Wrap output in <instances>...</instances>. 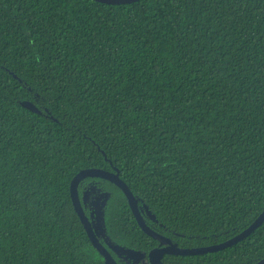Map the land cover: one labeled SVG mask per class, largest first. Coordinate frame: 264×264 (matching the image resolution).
<instances>
[{
  "label": "trees",
  "instance_id": "trees-1",
  "mask_svg": "<svg viewBox=\"0 0 264 264\" xmlns=\"http://www.w3.org/2000/svg\"><path fill=\"white\" fill-rule=\"evenodd\" d=\"M92 167L119 171L177 246L247 228L264 210V0H0V264H106L70 193ZM79 194L119 264L162 245L115 183ZM262 258L264 222L163 261Z\"/></svg>",
  "mask_w": 264,
  "mask_h": 264
},
{
  "label": "water",
  "instance_id": "water-1",
  "mask_svg": "<svg viewBox=\"0 0 264 264\" xmlns=\"http://www.w3.org/2000/svg\"><path fill=\"white\" fill-rule=\"evenodd\" d=\"M96 1L107 3V4H125V3L135 2L138 0H96ZM91 176L105 178L115 183L118 187H120L125 193V195L127 196L131 210L138 224L140 225V227L143 229L145 233H147L151 237L160 241L162 245L152 248L149 252L148 261L151 264H167L163 261V257L165 254L195 255V254H204L207 252L219 251L226 247L232 246L236 244L238 241L246 238L257 227H259L264 222V210H263L259 214V216L247 228H245L238 234L234 235L233 237L225 241H222L216 244L197 246V247L177 246L171 240L164 238L160 233H158L156 230H154L147 224V222L145 221L141 213L139 204L137 202V199L133 191L130 189L128 184L120 177L119 171L114 172L111 170H107L103 168H95V167L82 169L73 177L71 181V185H70L71 198L73 201L74 208L77 214L79 215L81 222L83 223L93 245L105 256L106 264H119V263L113 257L112 253L106 248V246H104L103 243L100 241L95 231L93 222L90 220V218L85 212V209H84V206L82 204V200L79 194L80 182L84 178L91 177ZM100 202H101V199L99 198L95 204L96 218H97L99 227H101L100 226ZM119 251L121 253L129 254L130 256L140 259V256L132 249L122 248ZM148 261H144L142 264H148ZM252 264H264V258Z\"/></svg>",
  "mask_w": 264,
  "mask_h": 264
},
{
  "label": "flooded vegetation",
  "instance_id": "flooded-vegetation-1",
  "mask_svg": "<svg viewBox=\"0 0 264 264\" xmlns=\"http://www.w3.org/2000/svg\"><path fill=\"white\" fill-rule=\"evenodd\" d=\"M159 246V245H158ZM157 247V246H156Z\"/></svg>",
  "mask_w": 264,
  "mask_h": 264
}]
</instances>
